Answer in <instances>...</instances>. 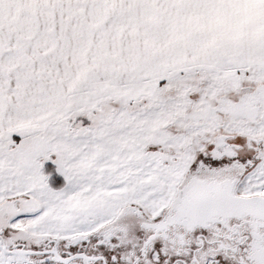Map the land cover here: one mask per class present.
<instances>
[{
    "label": "snow or ice",
    "instance_id": "1",
    "mask_svg": "<svg viewBox=\"0 0 264 264\" xmlns=\"http://www.w3.org/2000/svg\"><path fill=\"white\" fill-rule=\"evenodd\" d=\"M0 264H264V0H0Z\"/></svg>",
    "mask_w": 264,
    "mask_h": 264
}]
</instances>
